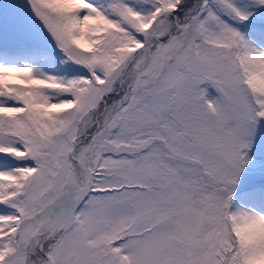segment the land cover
I'll return each mask as SVG.
<instances>
[{"label": "snow or ice", "instance_id": "obj_1", "mask_svg": "<svg viewBox=\"0 0 264 264\" xmlns=\"http://www.w3.org/2000/svg\"><path fill=\"white\" fill-rule=\"evenodd\" d=\"M0 264H264V0H0Z\"/></svg>", "mask_w": 264, "mask_h": 264}]
</instances>
